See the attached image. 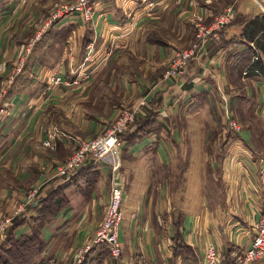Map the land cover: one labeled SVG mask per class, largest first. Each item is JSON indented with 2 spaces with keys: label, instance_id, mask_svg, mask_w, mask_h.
<instances>
[{
  "label": "crops",
  "instance_id": "obj_1",
  "mask_svg": "<svg viewBox=\"0 0 264 264\" xmlns=\"http://www.w3.org/2000/svg\"><path fill=\"white\" fill-rule=\"evenodd\" d=\"M71 1L0 0V84L7 110L0 119V215L47 177L38 199L60 187L69 204L43 228L47 248L35 264L51 258L72 264V252L89 242L103 216L113 156L95 167L99 176L87 199L52 168L72 153L68 137L99 136L119 109L145 98L114 155L123 183V263L205 264V249L213 246L222 264H232L264 213V76L244 69L264 60L249 39L250 21L264 14L252 15L241 0H95L90 22L72 15L49 23L54 7ZM228 6L232 22L217 40H207L184 77L158 83L173 54L195 43L197 24L208 27ZM227 115L239 130L226 124ZM183 125L187 134L203 135L194 159L193 145L186 143L181 165L184 183L191 174L201 179L198 189L193 197L188 186L168 196L159 182L162 188L151 191L154 171L166 178L182 161ZM151 127L175 132L151 137ZM52 130L64 136L49 150L43 141ZM15 232L26 235L29 228ZM110 263L109 254L95 247L82 264Z\"/></svg>",
  "mask_w": 264,
  "mask_h": 264
},
{
  "label": "built area",
  "instance_id": "obj_2",
  "mask_svg": "<svg viewBox=\"0 0 264 264\" xmlns=\"http://www.w3.org/2000/svg\"><path fill=\"white\" fill-rule=\"evenodd\" d=\"M95 0H74L70 4H61L52 14L49 23L54 20L67 16L78 15L84 21L90 22L92 15L93 2ZM261 6L264 0H256ZM151 11L155 4L150 2L147 5ZM262 7V6H261ZM263 11L264 8L262 7ZM264 14V13H263ZM232 8L226 9L221 15L216 16L213 22L204 27L197 24V32L195 35L196 41L189 48L175 52L171 57L167 69L163 74V80H180L184 77L188 70L189 64L196 61L199 56V51L206 44L207 40H217L218 32L227 26L233 20ZM129 24L132 29L135 26L134 16L129 18ZM26 51H29L26 49ZM53 84L62 83L59 78L51 80ZM67 85V83H63ZM5 89L0 87V118L7 114L6 107L3 104V96ZM147 99H142L134 107H125L119 110L115 118L111 121L108 127L98 136L92 139H75L68 137L74 145L73 151L67 159L56 165L55 176L63 180H69L76 175L83 166H97L104 158L113 156L110 189L107 202L104 208L103 216L97 224L94 234L89 242L79 247L73 255L72 264H82L85 256L95 247L105 248L109 254L110 264H124L122 260L123 247L118 238L119 229L122 223L121 205L123 201V183L119 173L120 165L115 158V154L121 144L120 136L123 135L133 125L135 118L140 114L141 109L146 105ZM228 117V115H227ZM227 125L233 130H239L238 125L228 117ZM64 136L62 133L52 130L47 138L43 141V146L49 150L55 149V138ZM37 189L29 192L25 200L15 206L14 209L6 216L0 219V241L7 236L8 230L12 227L14 220L22 215L26 207L37 203ZM205 264H222V261L213 246H208L205 249L204 255ZM264 260V213L259 217L256 228L255 237L251 241L248 248L235 254L232 264H256ZM55 259L51 258L40 264H55Z\"/></svg>",
  "mask_w": 264,
  "mask_h": 264
},
{
  "label": "trees",
  "instance_id": "obj_3",
  "mask_svg": "<svg viewBox=\"0 0 264 264\" xmlns=\"http://www.w3.org/2000/svg\"><path fill=\"white\" fill-rule=\"evenodd\" d=\"M249 24L252 27V31L249 32V39L255 41L256 49L264 57V16L255 17ZM255 37L256 39H254ZM246 68L250 72L257 70L259 74L264 76V60L260 59V57L244 67V69ZM140 131L141 129H138L131 136V139L137 138V134ZM98 176L99 173L95 170V166H91L79 171L67 182L73 185L87 199L95 186ZM68 204L67 196L59 187L45 197L38 199L36 206H28L25 212L14 220L12 227L8 230L7 237L0 242V264H35L47 248V243L44 242L41 236L43 228L53 221ZM24 224L28 226L29 233L17 235L15 231ZM102 249L107 252L105 248Z\"/></svg>",
  "mask_w": 264,
  "mask_h": 264
},
{
  "label": "rangeland",
  "instance_id": "obj_4",
  "mask_svg": "<svg viewBox=\"0 0 264 264\" xmlns=\"http://www.w3.org/2000/svg\"><path fill=\"white\" fill-rule=\"evenodd\" d=\"M74 1V0H73ZM73 1H71V2H62V3H59L58 5H56L55 7H54V9H53V11L50 13V16H49V20H50V18L52 17V14L55 12V10L59 7V5H61V4H70V3H72ZM228 8H232V7H230V6H228V7H226L225 9H224V11L226 10V9H228ZM232 10H233V8H232ZM223 11V12H224ZM222 12V13H223ZM222 13H220L219 15H221ZM233 14H234V10H233ZM219 15H217V16H219ZM216 17V16H215ZM214 17V18H215ZM214 18H213V20H214ZM55 21H57V19L56 20H54L53 22H55ZM232 22V21H231ZM194 44V43H193ZM192 44V45H193ZM191 45V46H192ZM190 46V47H191ZM189 47V48H190ZM189 48H187V49H189ZM183 50H185V49H183ZM181 51V50H180ZM176 52H178V51H176ZM171 59V58H170ZM170 61V60H169ZM169 61H168V63H167V65H166V67H165V69H164V71H163V73L161 74V77L159 78V82L158 83H166V82H175L176 80H168V81H166V80H163V74H164V72H165V70L167 69V66H168V64H169ZM189 68V67H188ZM245 71H247V72H249V69H245ZM246 75V74H245ZM183 78V77H182ZM181 79V78H180ZM0 87L2 88V89H4L3 88V86L0 84ZM4 97V96H3ZM142 99H145V98H142ZM141 99V100H142ZM138 104V103H137ZM146 104H147V102H146ZM134 106H136V105H134ZM133 105L132 106H129V107H134ZM128 107V108H129ZM125 108V107H124ZM121 109H123V108H121ZM121 109H119V110H121ZM138 116V115H137ZM136 116V117H137ZM115 118V117H114ZM1 119V118H0ZM218 119H220V118H215V120H218ZM237 119H238V117H237ZM135 120H136V118H135ZM232 120V119H231ZM233 121V120H232ZM238 121H239V119H238ZM111 123V122H110ZM109 123V124H110ZM134 123H135V121H134ZM134 123H133V125L131 126V127H133L134 126ZM227 124V123H226ZM108 127V125H106L105 126V128H104V130L106 129ZM186 127H185V125H183L182 126V130L183 131H181V133H179V137L180 138H182V140H183V142H182V146H181V148H180V153L182 154L181 155V162L179 163V166H178V168H177V170H170V172H168V174H166V178H161V177H159L158 176V174H160V172H156V171H154L153 172V174L155 175V177H154V180H153V185H151V191H153V190H155L156 188H162L160 185L159 186H157V183H162L163 185V189L164 190H166V191H168V196H173L174 194H178V191L179 190H183L184 189V187L186 186H188V192H189V194H190V196L191 197H193L192 195L194 194V192H195V190L196 189H198V181H201V179L200 178H197V175H193V174H191L190 176H189V179H187L186 178V182L184 183V181H185V172L183 171V168H181V165H185V162H186V155L188 154V149H187V147H186V143L187 144H191V145H193L192 147H193V149H194V155H193V157H192V159H194V157L197 155V150L199 149V147L198 146H196V144H199V142L201 141V140H203V135H199V133H197L196 131H194V130H189V134H187V132H186V129H185ZM103 130V131H104ZM102 131V132H103ZM142 131V130H141ZM148 132V133H147ZM146 133L148 134V135H150L151 137H163V136H170L171 137V133L172 132H175V131H173V130H169V129H166V128H155V127H151L150 128V130H148ZM211 134H213L212 132L210 133V135ZM122 136L123 135H121L120 136V140L122 139ZM96 137H98V136H96ZM187 139H188V141H187ZM123 140V139H122ZM121 140V141H122ZM44 148V147H43ZM195 148L197 149V150H195ZM150 155H152V153H149ZM70 156V155H69ZM68 156V157H69ZM118 158V157H117ZM182 163V164H181ZM192 165H193V167H197L198 166V163L196 162V163H193L192 162ZM55 167H56V165L52 168L53 170V172H52V175L54 174V176H55ZM40 169H43V167H41L40 166ZM55 177H57V176H55ZM57 178H59V177H57ZM45 180H43V181H41V182H39L35 187H31L27 192H26V194H25V196H24V199L22 200V201H20V202H16V203H14V205L11 207V209H10V211L9 212H7V213H3L2 215H0V219L1 218H3V217H6L13 209H14V207L15 206H18L19 204H21L24 200H25V197L29 194V192H31V191H33L34 189H37V192H38V196H39V194H40V191H41V188L42 187H44V186H42L44 183H46V181L48 180L47 179V177H45L44 178ZM207 180H213L212 178H207ZM166 181V182H165ZM42 186V187H41ZM153 187V188H152ZM110 189V188H109ZM155 192H156V190H155ZM177 192V193H176ZM180 194V193H179ZM27 208V207H26ZM97 227V226H96ZM96 229V228H95ZM8 233V232H7ZM7 237V236H6ZM5 237V238H6ZM3 241V240H2ZM2 241H0V242H2ZM81 247V246H80ZM78 249V248H77ZM76 249V250H77ZM76 250H74L73 252H72V255H71V259H72V263H73V255H74V253H75V251ZM53 259H55L56 261H55V264H60V261L57 259V258H53Z\"/></svg>",
  "mask_w": 264,
  "mask_h": 264
},
{
  "label": "water",
  "instance_id": "obj_5",
  "mask_svg": "<svg viewBox=\"0 0 264 264\" xmlns=\"http://www.w3.org/2000/svg\"><path fill=\"white\" fill-rule=\"evenodd\" d=\"M241 5L245 6L252 15H260L264 13L262 7L256 0H241ZM36 205L37 203L34 204V206Z\"/></svg>",
  "mask_w": 264,
  "mask_h": 264
}]
</instances>
